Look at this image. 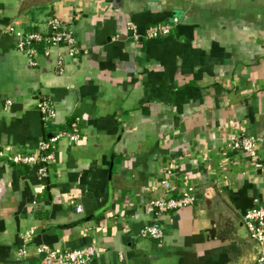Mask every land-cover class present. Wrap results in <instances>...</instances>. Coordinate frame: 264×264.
Listing matches in <instances>:
<instances>
[{
	"label": "crops",
	"instance_id": "1",
	"mask_svg": "<svg viewBox=\"0 0 264 264\" xmlns=\"http://www.w3.org/2000/svg\"><path fill=\"white\" fill-rule=\"evenodd\" d=\"M49 16L72 31L76 55L16 47ZM173 18L168 34L143 35ZM72 123L78 137L58 138L44 180L38 163L10 159ZM228 132L257 136L264 160V0H0V264L91 243L88 264H249L252 240L236 255L209 232L264 202V168L230 150ZM163 177L193 184L194 202L157 213ZM148 223L161 239L138 234Z\"/></svg>",
	"mask_w": 264,
	"mask_h": 264
},
{
	"label": "built area",
	"instance_id": "2",
	"mask_svg": "<svg viewBox=\"0 0 264 264\" xmlns=\"http://www.w3.org/2000/svg\"><path fill=\"white\" fill-rule=\"evenodd\" d=\"M175 23L176 18L170 21L151 23L145 27L143 35L145 37H154L168 34L173 29ZM46 24L47 30L44 32L35 30L18 34L16 47L33 58L37 53L38 44H43L44 52H46L50 46L56 45L62 46L63 52L65 54L67 53L69 56L76 55L80 51L72 31L69 27L64 26L60 19L55 16H49ZM126 25L127 28L132 31L134 37L139 36L132 22H126ZM59 63H62V60ZM37 106L41 111V118L46 125L54 116L53 106L44 98L37 101ZM61 136H67L71 141L76 140L78 137L76 123H72L70 130L67 132L59 131L50 135L48 138H40L34 152H17L12 154L10 159L25 163H38V178L44 180L45 177L48 176V172H50V165L53 161L52 149L55 142ZM258 141L259 138L257 136L245 132H228L226 133L225 139V143L230 150L245 153L252 161L253 167L257 170H262L264 168V160H261L257 153ZM164 172L169 174L171 170L170 168H166ZM160 184L162 186L161 194L151 200L157 213H161L165 210H174L191 204L196 198L193 184H188L180 190H177L167 177L161 178ZM42 186L41 184L39 188L41 189ZM75 209L81 211V204H75ZM242 220L249 236L255 240L260 247L254 264H264V202L255 203L248 208L243 213ZM138 234L144 237L161 239L163 230L157 223H148L139 228ZM98 251L94 243L71 249H57L47 246L38 248V252L42 254V264H88L92 257L98 254ZM23 252L22 250L21 253Z\"/></svg>",
	"mask_w": 264,
	"mask_h": 264
},
{
	"label": "water",
	"instance_id": "3",
	"mask_svg": "<svg viewBox=\"0 0 264 264\" xmlns=\"http://www.w3.org/2000/svg\"><path fill=\"white\" fill-rule=\"evenodd\" d=\"M240 227L245 229L244 235L240 234L238 231ZM209 232L211 235L215 233L219 239L227 240V247L236 255L240 254V246L237 244L238 241H240L241 244H245L247 240H252L253 245L250 251L251 255L248 256V261L250 262L249 264H254L260 247L259 244L249 236L242 218L234 219V217L232 218L231 216L223 217L222 224L218 228L212 227Z\"/></svg>",
	"mask_w": 264,
	"mask_h": 264
},
{
	"label": "trees",
	"instance_id": "4",
	"mask_svg": "<svg viewBox=\"0 0 264 264\" xmlns=\"http://www.w3.org/2000/svg\"><path fill=\"white\" fill-rule=\"evenodd\" d=\"M154 23H156V22H154Z\"/></svg>",
	"mask_w": 264,
	"mask_h": 264
}]
</instances>
